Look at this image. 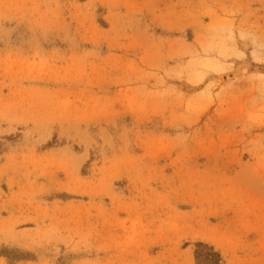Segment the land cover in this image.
I'll use <instances>...</instances> for the list:
<instances>
[{
	"label": "rangeland",
	"instance_id": "1",
	"mask_svg": "<svg viewBox=\"0 0 264 264\" xmlns=\"http://www.w3.org/2000/svg\"><path fill=\"white\" fill-rule=\"evenodd\" d=\"M199 243L264 264V0H0V264Z\"/></svg>",
	"mask_w": 264,
	"mask_h": 264
},
{
	"label": "trees",
	"instance_id": "2",
	"mask_svg": "<svg viewBox=\"0 0 264 264\" xmlns=\"http://www.w3.org/2000/svg\"><path fill=\"white\" fill-rule=\"evenodd\" d=\"M198 248L207 249V252L203 255V257H205L203 264H211V263L220 264L221 262L220 254L215 252L212 247L208 246L207 244L199 243ZM201 256H202L201 251L200 250L196 251V258L198 262Z\"/></svg>",
	"mask_w": 264,
	"mask_h": 264
}]
</instances>
